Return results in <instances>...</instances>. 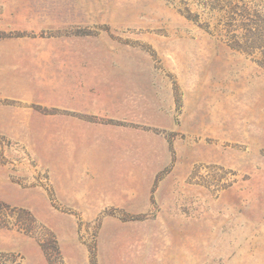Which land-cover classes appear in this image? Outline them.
Segmentation results:
<instances>
[{
	"label": "rangeland",
	"instance_id": "obj_1",
	"mask_svg": "<svg viewBox=\"0 0 264 264\" xmlns=\"http://www.w3.org/2000/svg\"><path fill=\"white\" fill-rule=\"evenodd\" d=\"M0 264H264V0H0Z\"/></svg>",
	"mask_w": 264,
	"mask_h": 264
}]
</instances>
